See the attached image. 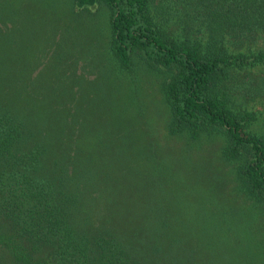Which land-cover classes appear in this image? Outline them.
Returning a JSON list of instances; mask_svg holds the SVG:
<instances>
[{"label":"rangeland","instance_id":"1","mask_svg":"<svg viewBox=\"0 0 264 264\" xmlns=\"http://www.w3.org/2000/svg\"><path fill=\"white\" fill-rule=\"evenodd\" d=\"M108 15L102 2L0 0V89L45 127L51 170L71 169L78 232L108 233L147 264H264V206L235 186L222 138L167 131L164 74L136 55L119 66Z\"/></svg>","mask_w":264,"mask_h":264},{"label":"trees","instance_id":"2","mask_svg":"<svg viewBox=\"0 0 264 264\" xmlns=\"http://www.w3.org/2000/svg\"><path fill=\"white\" fill-rule=\"evenodd\" d=\"M98 2L109 10L119 66L128 69L136 55L164 74L167 131L219 135L235 186L264 206V0H73L78 8ZM12 93L0 89V264H8L3 254L38 264L42 247L49 264H147L108 233L78 232L83 191L61 162L51 170L45 127Z\"/></svg>","mask_w":264,"mask_h":264}]
</instances>
